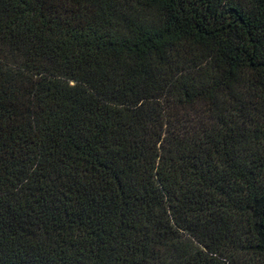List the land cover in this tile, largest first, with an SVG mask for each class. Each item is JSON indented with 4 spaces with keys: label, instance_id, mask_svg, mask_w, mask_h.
Here are the masks:
<instances>
[{
    "label": "trees",
    "instance_id": "trees-1",
    "mask_svg": "<svg viewBox=\"0 0 264 264\" xmlns=\"http://www.w3.org/2000/svg\"><path fill=\"white\" fill-rule=\"evenodd\" d=\"M0 264H264V0H0Z\"/></svg>",
    "mask_w": 264,
    "mask_h": 264
}]
</instances>
